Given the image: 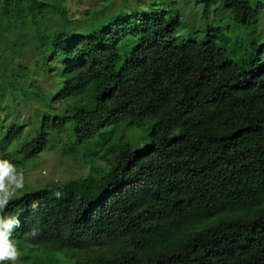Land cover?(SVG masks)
I'll return each mask as SVG.
<instances>
[{
	"label": "trees",
	"instance_id": "16d2710c",
	"mask_svg": "<svg viewBox=\"0 0 264 264\" xmlns=\"http://www.w3.org/2000/svg\"><path fill=\"white\" fill-rule=\"evenodd\" d=\"M96 2L70 19L66 0H0V159L30 162L53 137L78 144L120 122L151 121L148 142L116 152L107 176L14 196L0 212L20 222L13 241L70 264H264L254 1L194 0L199 41L177 36L173 0Z\"/></svg>",
	"mask_w": 264,
	"mask_h": 264
},
{
	"label": "rangeland",
	"instance_id": "374dc122",
	"mask_svg": "<svg viewBox=\"0 0 264 264\" xmlns=\"http://www.w3.org/2000/svg\"><path fill=\"white\" fill-rule=\"evenodd\" d=\"M253 1L255 4H253L252 10L258 14V32L261 35L264 33V0ZM193 2L194 0H173L172 4H168V8L179 9L181 13L182 24L176 33L182 41L193 39L199 41L204 36V26L208 25L201 14L190 15L193 10ZM96 3H98L96 0H66L65 4L69 18L77 19ZM133 4V2L129 4L131 8L134 7ZM117 7L121 10L120 4H117ZM122 11L126 12L127 9L123 8ZM169 18L170 15L167 19ZM213 24L225 26L226 22L222 20ZM234 34V29H231L227 31L226 35L231 40ZM220 47L225 50L223 58L226 60L236 62L242 55L241 48L234 41H230L228 45H220ZM54 108H58V106H54ZM150 128L151 121L149 120H144L135 127L126 126V122H120L114 127L97 131L90 139L85 142L79 141L78 144H75L74 139L72 140L68 134L53 137L44 150L34 155L36 158L33 161L15 165L17 172H22L25 178L23 190L15 196L54 184L77 188L79 181L88 175L92 178L107 176L106 173L110 169L109 162L113 155L126 145L130 149L142 147L148 142ZM14 243L20 252V257L15 264H70L64 250L51 253L40 248L38 250L30 247L23 249L22 243L18 241H14ZM4 264H12V262L6 261Z\"/></svg>",
	"mask_w": 264,
	"mask_h": 264
},
{
	"label": "clouds",
	"instance_id": "9594fccd",
	"mask_svg": "<svg viewBox=\"0 0 264 264\" xmlns=\"http://www.w3.org/2000/svg\"><path fill=\"white\" fill-rule=\"evenodd\" d=\"M24 185V174L17 172L15 165L9 160L0 159V212L7 207L19 191L23 190ZM19 226L20 222L16 217L0 214V264L6 261L15 264L19 259L20 252L12 239L13 232ZM37 231L33 229L30 235L35 236Z\"/></svg>",
	"mask_w": 264,
	"mask_h": 264
}]
</instances>
